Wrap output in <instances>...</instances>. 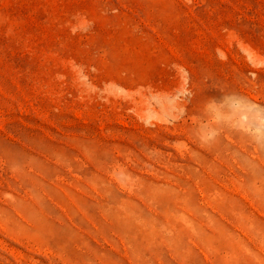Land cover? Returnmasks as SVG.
<instances>
[{
	"label": "rangeland",
	"instance_id": "374dc122",
	"mask_svg": "<svg viewBox=\"0 0 264 264\" xmlns=\"http://www.w3.org/2000/svg\"><path fill=\"white\" fill-rule=\"evenodd\" d=\"M0 264H264V0H0Z\"/></svg>",
	"mask_w": 264,
	"mask_h": 264
}]
</instances>
